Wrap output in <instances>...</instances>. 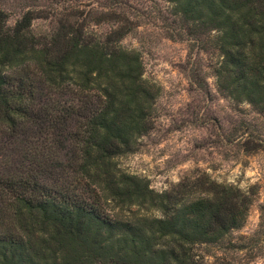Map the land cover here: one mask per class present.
<instances>
[{
    "label": "trees",
    "instance_id": "trees-1",
    "mask_svg": "<svg viewBox=\"0 0 264 264\" xmlns=\"http://www.w3.org/2000/svg\"><path fill=\"white\" fill-rule=\"evenodd\" d=\"M167 1L181 23L169 37L212 33L218 91L264 112V0ZM134 28L120 12L27 9L8 25L0 11V264H201L199 245L244 224L252 200L237 186L159 192L118 166L153 128L158 95L121 44Z\"/></svg>",
    "mask_w": 264,
    "mask_h": 264
},
{
    "label": "rangeland",
    "instance_id": "rangeland-1",
    "mask_svg": "<svg viewBox=\"0 0 264 264\" xmlns=\"http://www.w3.org/2000/svg\"><path fill=\"white\" fill-rule=\"evenodd\" d=\"M27 9L120 12L132 22L134 33L121 44L139 51L144 77L158 87V95L153 128L138 140L134 152L117 158L118 166L159 192L179 181L210 179L249 194L252 201L244 224L215 243L199 245L196 252L201 264H264V232H259L264 112L218 91L213 67L219 57L210 42L212 33L198 41L170 38L181 23L167 0H0L8 25ZM54 25L53 17L36 19L32 30L45 33ZM114 26L112 21L90 23L89 29L103 35Z\"/></svg>",
    "mask_w": 264,
    "mask_h": 264
}]
</instances>
